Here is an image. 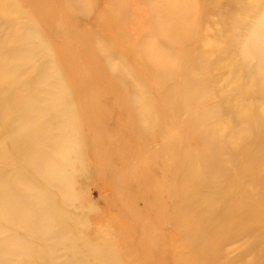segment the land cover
I'll list each match as a JSON object with an SVG mask.
<instances>
[{
    "label": "rangeland",
    "instance_id": "rangeland-1",
    "mask_svg": "<svg viewBox=\"0 0 264 264\" xmlns=\"http://www.w3.org/2000/svg\"><path fill=\"white\" fill-rule=\"evenodd\" d=\"M0 264H264V0H0Z\"/></svg>",
    "mask_w": 264,
    "mask_h": 264
}]
</instances>
